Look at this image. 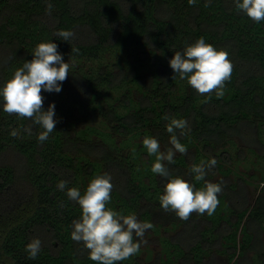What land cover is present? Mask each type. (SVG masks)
<instances>
[{
	"label": "trees",
	"instance_id": "1",
	"mask_svg": "<svg viewBox=\"0 0 264 264\" xmlns=\"http://www.w3.org/2000/svg\"><path fill=\"white\" fill-rule=\"evenodd\" d=\"M205 3L0 0V87L40 42L56 43L64 62L74 61L62 90L42 93L44 110L54 103L57 120L45 142L37 139L38 125L8 115L0 102V264H95L71 239L81 209L57 184L66 180L83 193L104 173L114 185L109 207L154 225L147 232L157 236L161 264H220L218 257L223 264H264V175L250 193L246 179L255 173L240 171L248 153L252 163H264V21L237 12L234 0ZM60 30L74 36L64 41L55 35ZM200 37L226 50L234 65L224 96L213 94L207 103L186 80H173L169 66L176 51ZM166 115L187 120L191 129L187 136L177 130L188 152L168 165L173 176L200 188L204 182L194 181L190 166L217 161L205 177L225 182L212 216L193 213L184 221L164 211L158 196L166 179L150 166L152 180L143 183L122 143L151 136L165 151L171 147ZM33 238L41 240L35 260L25 251ZM142 258L139 252L120 264H143Z\"/></svg>",
	"mask_w": 264,
	"mask_h": 264
},
{
	"label": "clouds",
	"instance_id": "2",
	"mask_svg": "<svg viewBox=\"0 0 264 264\" xmlns=\"http://www.w3.org/2000/svg\"><path fill=\"white\" fill-rule=\"evenodd\" d=\"M197 0H188L189 5H195ZM211 0H206L205 7H209ZM237 12H243L254 23L264 21V0H234ZM49 3L47 11H51ZM64 41L74 36L69 30H60L55 34ZM58 45L53 42H40L32 51L33 58L24 61L21 67L14 70L10 79L0 87V102L3 111L8 115H15L19 119H28L42 129L37 136L40 143L45 142L55 131V104H50L44 110L43 92L59 93L61 85L67 80L70 69L74 66L64 62L58 52ZM71 52L79 53L78 48ZM169 66L175 73L173 80L178 76L186 80L188 85L197 94L205 96L201 103L210 101L213 94L217 98L224 96L226 82L230 81L234 65L229 59L226 50L217 49L207 43L203 37L194 43L186 45L183 51H176L169 61ZM169 121L166 131L170 134L168 147L161 151L159 141L151 136L142 140L148 156L155 157L151 165V172L166 179L163 193L158 196L160 207L168 212H174L184 221L190 219L193 213L212 216L219 206V194L223 191L224 181L213 183L205 177L209 170L217 164L216 159L201 160L189 168V173L195 182L203 181L202 187L197 188L195 183L176 175L173 176L168 165L175 164V155H187L188 149L178 138L187 136L191 131L188 121L180 118L164 116ZM28 135L32 134V126L23 129ZM13 137L19 136L18 130L11 132ZM133 155L136 149H132ZM112 177L108 173L94 176L83 193L77 187H68V181L61 180L57 184L60 191L66 190L69 200L76 202L81 209L79 219L72 221L71 239L82 243L88 252V258L95 264H120V262L136 256L147 230L154 225L150 222H141L135 213L124 214L109 207L111 193L114 188ZM61 207L63 203L61 202ZM25 251L29 259L35 260L41 251V240L33 238L26 245Z\"/></svg>",
	"mask_w": 264,
	"mask_h": 264
},
{
	"label": "rangeland",
	"instance_id": "3",
	"mask_svg": "<svg viewBox=\"0 0 264 264\" xmlns=\"http://www.w3.org/2000/svg\"><path fill=\"white\" fill-rule=\"evenodd\" d=\"M104 134V132H103ZM145 136L142 135H138L136 137H134L133 139L128 138V140L123 141L122 143L126 145V149L127 147L129 148V150L132 151L133 148L136 149V153L134 155L135 158V165H136V169L138 170V173H143L144 178L143 183H145V181H147L145 179V177L148 180H152V175L148 174V168L152 165V163L155 160V157H150L147 154L146 149H144L143 144H142V140ZM114 142V141H112ZM255 157L252 155V153H248V162L245 164V166H247V168H242L240 171L242 172H254L255 176H252L251 178H247V182L249 183V192L251 193L254 186L258 183V178L260 177V171H262V175H264V163L263 162H254L252 163L251 160L254 159ZM148 174V175H147ZM147 175V176H146ZM149 182V181H148ZM262 183H259V186H261ZM149 185H151V183H149ZM260 188V187H259ZM259 189L257 190L256 193H258ZM255 193V194H256ZM219 207V206H218ZM157 236L152 234L151 232H147L145 233L144 239L147 241L146 244H142L141 245V250H140V254H142V261L143 264H161V259L160 256L158 255L159 251H160V243L159 241L155 240ZM264 239V236H263ZM218 257V256H217ZM220 260V264H223V260H221L222 257H218Z\"/></svg>",
	"mask_w": 264,
	"mask_h": 264
}]
</instances>
